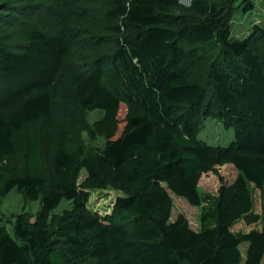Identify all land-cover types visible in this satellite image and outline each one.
<instances>
[{"label":"trees","instance_id":"obj_1","mask_svg":"<svg viewBox=\"0 0 264 264\" xmlns=\"http://www.w3.org/2000/svg\"><path fill=\"white\" fill-rule=\"evenodd\" d=\"M256 2L0 0V202L41 201L14 235L0 216V264H264V230H233L263 219L264 25L232 32ZM207 118L233 128L228 146L200 138ZM108 188L122 195L93 210ZM171 193L202 207L199 230L170 221Z\"/></svg>","mask_w":264,"mask_h":264},{"label":"rangeland","instance_id":"obj_2","mask_svg":"<svg viewBox=\"0 0 264 264\" xmlns=\"http://www.w3.org/2000/svg\"><path fill=\"white\" fill-rule=\"evenodd\" d=\"M254 24L264 25V3L261 0H257L255 9L248 14H236L234 22L232 24V32L237 38H244L248 35L249 31ZM124 112L119 117L121 126L124 124ZM104 112L102 110H95L88 114L89 122L95 126L103 118ZM204 128L200 133V138L212 145L228 146L234 139V130L231 127H225L223 123L214 118H207L204 123ZM124 126V125H123ZM122 126V127H123ZM84 139L89 146L93 147H103L106 142V137L99 132L97 139L93 140L88 134H84ZM223 176L231 182L235 177L236 173L233 169H221ZM86 176V172L83 171L80 176V181H82ZM210 179L202 180V188L208 193H216L219 188V181L216 176H209ZM253 198H254V208L253 211L256 213H262L263 219L259 223H254L252 225H247L243 220L237 222L233 230L235 232H250L253 230H264V197L261 191L251 185ZM122 193L116 191L112 188L101 191H92L90 207L93 210L99 211L101 213L110 212L111 207L117 197L121 196ZM174 198V207L172 210V216L170 221H174L179 215H184L189 220L190 226L194 230H199L201 226V212L202 207H195L188 203V201L180 196H176L171 193ZM41 207L40 200H29L25 201L23 195L17 190L13 189L1 202H0V216L4 218L5 224L7 226L10 234L14 235L12 216L14 214L21 213L23 210L37 213ZM71 207V202L69 200H63L60 205L53 210V213H60L64 209ZM247 244H242L241 249L245 253ZM264 263V260H263Z\"/></svg>","mask_w":264,"mask_h":264},{"label":"built area","instance_id":"obj_3","mask_svg":"<svg viewBox=\"0 0 264 264\" xmlns=\"http://www.w3.org/2000/svg\"><path fill=\"white\" fill-rule=\"evenodd\" d=\"M179 4L185 7L191 6L193 0H178Z\"/></svg>","mask_w":264,"mask_h":264}]
</instances>
